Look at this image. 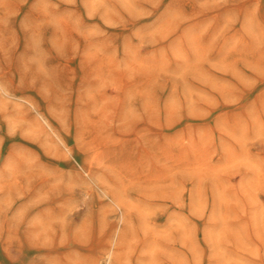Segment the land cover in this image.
<instances>
[{"label": "rangeland", "instance_id": "1", "mask_svg": "<svg viewBox=\"0 0 264 264\" xmlns=\"http://www.w3.org/2000/svg\"><path fill=\"white\" fill-rule=\"evenodd\" d=\"M0 264H264V0H0Z\"/></svg>", "mask_w": 264, "mask_h": 264}]
</instances>
